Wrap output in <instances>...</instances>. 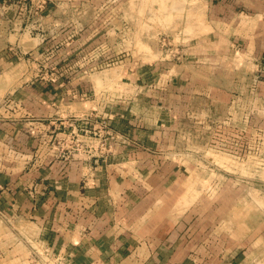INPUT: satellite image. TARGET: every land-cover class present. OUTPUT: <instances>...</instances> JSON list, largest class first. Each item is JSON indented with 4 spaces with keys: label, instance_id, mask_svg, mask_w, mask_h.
<instances>
[{
    "label": "crops",
    "instance_id": "crops-1",
    "mask_svg": "<svg viewBox=\"0 0 264 264\" xmlns=\"http://www.w3.org/2000/svg\"><path fill=\"white\" fill-rule=\"evenodd\" d=\"M91 3L0 0V71L9 56L30 68L21 76L29 79L0 99V239L9 237L12 227L22 231L32 224L43 250L30 264L46 262L44 249L60 264H249L247 251L220 234L218 210H190L181 202L187 171L177 161L182 140L175 127L180 118H173L176 105L166 103L162 119L151 125L148 104L138 99L162 86L152 68L126 70L133 80L124 98L116 86L98 89L96 78L104 79L107 70L100 67V47L92 49L107 43L101 19L117 9ZM208 6L216 28L231 25L240 9H248L252 16L245 17L259 21V46L264 47V0H219ZM214 34L217 38L206 48L216 60L220 51L215 45L232 35ZM197 56L202 53L195 51ZM184 57L172 68L182 84L172 85L171 72L161 75L162 93L177 98V108H183V100L202 101L209 93L216 104L233 98L229 80L222 89L209 88L197 73L208 67ZM229 74L221 69L222 76L229 79ZM90 114L108 121L105 134L85 122ZM85 129L97 136L87 140ZM72 133L78 136V150L70 143ZM8 245L7 240L0 245V264H27L22 247L16 254Z\"/></svg>",
    "mask_w": 264,
    "mask_h": 264
},
{
    "label": "rangeland",
    "instance_id": "rangeland-1",
    "mask_svg": "<svg viewBox=\"0 0 264 264\" xmlns=\"http://www.w3.org/2000/svg\"><path fill=\"white\" fill-rule=\"evenodd\" d=\"M91 1V5L107 2L105 6L117 9L101 19L104 25L106 23L107 43L92 49L100 47L104 57L100 67L107 70L104 79L96 78L98 89L116 86L122 96H126L133 80L124 74L126 70H136L138 66L152 68L155 82L162 86L153 88V92L140 93L138 99L144 105L148 104L147 122L151 125L162 119L163 107L169 106L166 103L176 105L173 118L175 122L180 118L181 124L175 127L181 132L178 142L182 140L178 144L182 153L177 161L180 160L187 171L186 191L182 188L181 202L187 203L190 210L199 211L203 206L218 210L220 234L222 232L224 237L227 235L235 242L237 249L247 251L249 264H264V69L260 58L264 47L259 46V21L250 23L245 16H252V12L242 8L238 11L240 16L229 21L231 25L216 28L211 24L212 20L216 21V15L210 12L208 2L219 0ZM217 30L226 37L232 35V42L228 41L229 37L215 45L220 51V58L215 60L209 57L213 52L206 45L214 40ZM248 35L251 36L249 45L245 40ZM195 51L201 52L202 56L195 57ZM184 55L192 57L194 63L203 61L197 65L208 67H200L197 73L199 80L209 88L213 85L222 89L221 84L229 80V87L233 89L230 103L219 100L216 104L215 95L209 93L203 95L202 101L183 100L181 109L177 108L180 103L177 98L169 100L162 93L163 74L171 72L174 75L172 85L183 83L178 70L172 68L180 65ZM9 58L6 69L0 71V99L10 95L6 93L8 89L29 79L21 78L22 73L30 71L29 66L23 60ZM211 60L215 64L211 65ZM221 69L230 72L229 79L221 75ZM120 82L123 85L117 86ZM187 96L192 98L194 95ZM227 215L229 217L225 219ZM27 224L22 226V231L10 228L9 237L1 238L0 245L7 240L10 244L7 249L16 254L20 245L27 253V264H30L39 261L43 246L36 240L33 225Z\"/></svg>",
    "mask_w": 264,
    "mask_h": 264
},
{
    "label": "built area",
    "instance_id": "built-area-1",
    "mask_svg": "<svg viewBox=\"0 0 264 264\" xmlns=\"http://www.w3.org/2000/svg\"><path fill=\"white\" fill-rule=\"evenodd\" d=\"M84 119H85V122L88 123V124L95 123L96 125H98L99 131L103 132L104 134L108 131L109 125H108V121L106 119L99 118V117L95 116L94 114H90V115L86 116ZM93 121H95V122H93ZM84 136L87 138V140H89V138L95 137V136H97V134L94 133L92 130H89V129L86 130L85 129ZM69 140H70L71 145H75V149L78 150L77 149L78 147L76 146V144L79 143V139H78L77 134L76 133L75 134L72 133V136L69 137ZM105 146H106V143H105V139H104V136H103L102 147L105 148ZM87 148L90 150L92 147L88 146ZM95 154H97V153H91L90 155H95ZM44 253L47 256V260H46V262L44 261L45 263H42V264H60V261H58V259L55 258L53 253L48 252L45 249H44Z\"/></svg>",
    "mask_w": 264,
    "mask_h": 264
}]
</instances>
